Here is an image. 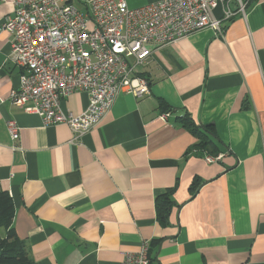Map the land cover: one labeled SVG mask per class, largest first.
<instances>
[{"label": "crops", "instance_id": "obj_1", "mask_svg": "<svg viewBox=\"0 0 264 264\" xmlns=\"http://www.w3.org/2000/svg\"><path fill=\"white\" fill-rule=\"evenodd\" d=\"M244 1L247 17L223 20V36L203 29L154 49L140 69L150 94L120 93L79 138L8 101L21 69L12 34L0 32V187L32 264H120L145 244L152 264H264V0ZM13 13L0 0V26ZM88 104L77 91L63 108L79 115ZM186 116L213 127L218 153L198 147Z\"/></svg>", "mask_w": 264, "mask_h": 264}, {"label": "built area", "instance_id": "obj_2", "mask_svg": "<svg viewBox=\"0 0 264 264\" xmlns=\"http://www.w3.org/2000/svg\"><path fill=\"white\" fill-rule=\"evenodd\" d=\"M79 1L83 8L74 0H13L14 13L0 26L13 36L9 59L21 69L8 101L38 115L45 126L68 125L76 138L99 126L120 93L150 94L140 69L154 49L203 29L223 36L222 21L247 17L248 8L244 0H161L137 8L127 0ZM222 3L225 10L217 18ZM77 91L89 96L79 115L63 108ZM171 117L163 113L160 119ZM7 128L17 144L20 127L9 120ZM222 157L207 155L206 161ZM120 264H152L149 246L126 253Z\"/></svg>", "mask_w": 264, "mask_h": 264}, {"label": "trees", "instance_id": "obj_3", "mask_svg": "<svg viewBox=\"0 0 264 264\" xmlns=\"http://www.w3.org/2000/svg\"><path fill=\"white\" fill-rule=\"evenodd\" d=\"M182 123L199 138L198 147L211 152H219L218 145L214 140L216 138L215 130L212 126L199 127L189 116H186ZM168 204L167 201L159 202V215H164L165 207ZM14 217L13 199L8 191L0 187V229H7L5 236L0 234V264H32L26 243L19 239L13 228Z\"/></svg>", "mask_w": 264, "mask_h": 264}, {"label": "rangeland", "instance_id": "obj_4", "mask_svg": "<svg viewBox=\"0 0 264 264\" xmlns=\"http://www.w3.org/2000/svg\"><path fill=\"white\" fill-rule=\"evenodd\" d=\"M85 1V0H82V2ZM81 2V1H80ZM80 4V3H79ZM80 7H81V4H80Z\"/></svg>", "mask_w": 264, "mask_h": 264}]
</instances>
